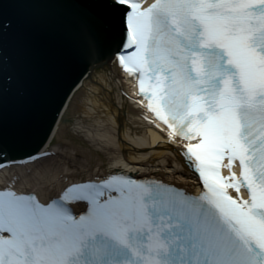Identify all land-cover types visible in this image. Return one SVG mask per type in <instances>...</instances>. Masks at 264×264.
<instances>
[{
    "label": "snow or ice",
    "instance_id": "snow-or-ice-1",
    "mask_svg": "<svg viewBox=\"0 0 264 264\" xmlns=\"http://www.w3.org/2000/svg\"><path fill=\"white\" fill-rule=\"evenodd\" d=\"M113 2L130 9L119 61L206 191L120 175L47 204L0 191V264H264V0ZM225 158L238 177L220 175Z\"/></svg>",
    "mask_w": 264,
    "mask_h": 264
},
{
    "label": "water",
    "instance_id": "water-1",
    "mask_svg": "<svg viewBox=\"0 0 264 264\" xmlns=\"http://www.w3.org/2000/svg\"><path fill=\"white\" fill-rule=\"evenodd\" d=\"M122 19L110 0H0V161L41 145L78 76L122 45Z\"/></svg>",
    "mask_w": 264,
    "mask_h": 264
},
{
    "label": "bare ground",
    "instance_id": "bare-ground-1",
    "mask_svg": "<svg viewBox=\"0 0 264 264\" xmlns=\"http://www.w3.org/2000/svg\"><path fill=\"white\" fill-rule=\"evenodd\" d=\"M121 75L112 56L95 62L69 89L39 155L0 166V187L34 188L46 199L70 181L106 177L119 161L189 183L182 146L143 119Z\"/></svg>",
    "mask_w": 264,
    "mask_h": 264
}]
</instances>
